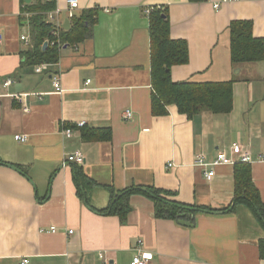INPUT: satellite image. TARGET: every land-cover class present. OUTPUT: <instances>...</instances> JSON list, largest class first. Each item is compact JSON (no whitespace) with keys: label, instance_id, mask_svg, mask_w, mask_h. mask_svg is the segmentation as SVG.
Wrapping results in <instances>:
<instances>
[{"label":"crops","instance_id":"1","mask_svg":"<svg viewBox=\"0 0 264 264\" xmlns=\"http://www.w3.org/2000/svg\"><path fill=\"white\" fill-rule=\"evenodd\" d=\"M44 1H55L48 21L57 7L68 18L67 0ZM78 1L70 26L98 8L90 35L67 45L61 32L70 27H64L45 42L58 43L59 61L32 64L26 51L34 14L26 4L39 0H0V264L24 258L25 264H102L100 252L131 264L139 240L154 253L151 264H264V227L254 211L247 205L223 211L235 197V165L215 166L211 180L196 165L200 154L213 162L240 144L254 156L252 179L264 202V159L258 158L264 154V61L234 64L229 33L232 21L251 20L254 36L264 38V0H231L219 9L217 0ZM153 6L168 9L171 37L189 44V62L173 66L172 79L234 80L231 112L188 118L171 105L167 115L152 114L146 10ZM127 109L133 118L124 117ZM90 129L105 137L87 139ZM76 152L84 154L83 164L68 161ZM77 166L95 183L82 196ZM131 188L171 191V200L211 210L163 219L152 196L134 194L124 219L99 212L112 192Z\"/></svg>","mask_w":264,"mask_h":264},{"label":"trees","instance_id":"2","mask_svg":"<svg viewBox=\"0 0 264 264\" xmlns=\"http://www.w3.org/2000/svg\"><path fill=\"white\" fill-rule=\"evenodd\" d=\"M205 1V0H197ZM25 2V1H24ZM55 2V1H54ZM39 0L38 4L28 6L33 12L30 38L32 45L26 51V60L32 64L51 63L56 64L60 59L58 43L49 44L43 49L47 39L54 40L52 32L53 24L47 20L46 12L52 10L55 3ZM98 8H93L76 16L72 20L69 29L61 32V41L67 45L80 43L91 33V27L96 23ZM150 24V48H151V78L152 96L151 110L154 116H164L169 113V106L176 105L178 111L194 117L206 110L212 113H229L233 109L234 80L229 81H205L197 82L185 80L175 82L172 79V67L184 65L189 62L190 50L185 39H173L171 37V22L168 9L163 6L155 7L149 16ZM253 21L234 20L229 26L230 53L234 64L244 62L264 61V38L255 37L253 33ZM85 128L84 126L82 129ZM103 132V130H101ZM99 130H86L84 136L87 139L96 140L104 138ZM97 133V135H92ZM77 164V163H75ZM79 165V164H77ZM76 181L79 186L78 193L83 194L88 180L80 166L75 169ZM236 192L233 203L223 211L235 210L238 205L250 207L262 226L264 227V202L261 199L259 189L252 179L251 165L239 163L235 165ZM82 179V181H80ZM134 194H149L156 202V216L163 219L191 218L198 212L209 211L205 206H189L169 199L174 195L171 191L147 189V191L131 188L119 193L112 192L109 205L100 209L101 213L118 214L123 219L131 211L130 197ZM259 251L264 258V238L260 240Z\"/></svg>","mask_w":264,"mask_h":264},{"label":"built area","instance_id":"3","mask_svg":"<svg viewBox=\"0 0 264 264\" xmlns=\"http://www.w3.org/2000/svg\"><path fill=\"white\" fill-rule=\"evenodd\" d=\"M231 1V0H217L213 2V7L215 9H219L222 5V3ZM67 9H68V18L71 19L74 16V11L80 7L79 1L78 0H67ZM149 13V10H147ZM49 20L53 24L55 31V35H59V30L64 28V18L62 15V9L57 7L55 11H52L49 13ZM22 39L27 40L28 37L26 35L22 36ZM54 43V42H53ZM40 70V68H38ZM12 83V79H7L4 81L5 86H9ZM55 86L59 87V82H55ZM133 116V113L130 109H127L124 113V117L126 119H129ZM83 123H80L82 125ZM15 139L18 141H25L27 137L25 135H16ZM233 152L237 154V158L234 159L232 157H228L225 153H219L218 158L212 162V163H207L205 161V158L203 155L198 156L196 164L202 167H206L205 175L208 179H211L213 175L215 174V171L213 169L214 166H217L219 164H229V163H235L236 160L242 161V162H251L253 160L251 154L248 151H244L240 146L235 145L233 148ZM259 159H264V154H260L258 156ZM70 160L77 161V162H83L84 157L81 152H76L72 155L69 156ZM209 166V168H207ZM52 231H55L57 227L51 226L50 228ZM71 233H73V230H70ZM99 256L102 260L103 264H117L116 262H111L107 256L106 252H100ZM154 258V253L145 250L144 244L142 240H139L138 242V247H137V253L134 255L131 264H151ZM29 260L28 259H23L21 264L27 263Z\"/></svg>","mask_w":264,"mask_h":264},{"label":"bare ground","instance_id":"4","mask_svg":"<svg viewBox=\"0 0 264 264\" xmlns=\"http://www.w3.org/2000/svg\"><path fill=\"white\" fill-rule=\"evenodd\" d=\"M155 9V7L153 6V7H150V8H147V10H149V13L147 12V10H146V12H147V14H150L153 10ZM70 27V26H69ZM55 31V30H54ZM54 31H53V36L55 37V39H56V37H59L60 36V32H59V35L57 36V35H55L54 34ZM56 81H58L59 82V87H56V88H60L61 87V82H60V80H59V78H55V80H54V85H55V82ZM132 113H133V111H132ZM134 117V113H133V116L131 117V118H133ZM131 118H129V119H131ZM80 123H83L82 125H80ZM77 125L79 126V127H83L85 124H84V122H79V123H77ZM73 132V130L72 129H67V133L68 134H71ZM235 145H238V146H240L244 151H248V150H245L240 144H234L233 146H232V155H228V154H226V152H218V154L219 153H225L228 157H232V158H234V159H236L237 158V154H235L234 152H233V148H234V146ZM250 154H251V156H252V158H253V160L251 161V162H242V161H239V160H236V162L235 163H229V164H225V165H236V164H239V163H246V164H250V163H252L253 161H254V156H253V154L250 152V151H248ZM74 154V153H73ZM218 154H217V158H218ZM261 154H263V153H261ZM70 155H72V154H70ZM69 155V156H70ZM83 155V157H84V160H83V162H77V161H73V160H70L69 159V156H68V161L69 162H73V163H77V164H83L84 162H85V156H84V154H82ZM201 155V154H200ZM199 155V156H200ZM204 156V155H203ZM204 158H205V161L207 162V163H212V162H209L207 159H206V157L204 156ZM216 158V159H217ZM197 161V160H196ZM214 162V161H213ZM197 165V164H196ZM169 166H173V164H169ZM197 166H199V165H197ZM200 168H202L203 170H204V174H205V171H206V167H202V166H199ZM207 168H209V166H207ZM213 169H214V171H215V166L213 167ZM215 175V174H214ZM213 175V176H214ZM205 177H206V175H205ZM207 178V177H206ZM213 178V177H212ZM211 178V179H212ZM208 179V178H207ZM211 179H208V180H211ZM71 233V232H70ZM146 250V249H145ZM152 252V251H151ZM111 262H115V261H111ZM117 263V262H116ZM103 264V263H102ZM118 264V263H117Z\"/></svg>","mask_w":264,"mask_h":264},{"label":"water","instance_id":"5","mask_svg":"<svg viewBox=\"0 0 264 264\" xmlns=\"http://www.w3.org/2000/svg\"><path fill=\"white\" fill-rule=\"evenodd\" d=\"M27 1H30V0H27ZM69 26H70V19L66 18L64 21V27L69 28ZM46 46H47V43L44 44V48H46Z\"/></svg>","mask_w":264,"mask_h":264},{"label":"rangeland","instance_id":"6","mask_svg":"<svg viewBox=\"0 0 264 264\" xmlns=\"http://www.w3.org/2000/svg\"><path fill=\"white\" fill-rule=\"evenodd\" d=\"M251 64H253V63H249V64L247 63L246 66H249V65H251Z\"/></svg>","mask_w":264,"mask_h":264}]
</instances>
